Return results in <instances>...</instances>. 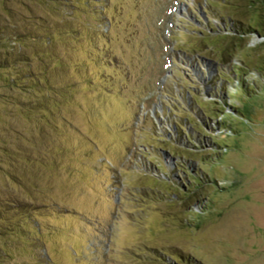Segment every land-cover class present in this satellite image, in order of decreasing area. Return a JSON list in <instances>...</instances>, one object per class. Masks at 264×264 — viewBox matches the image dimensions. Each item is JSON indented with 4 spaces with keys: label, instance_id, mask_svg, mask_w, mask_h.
<instances>
[{
    "label": "rangeland",
    "instance_id": "1",
    "mask_svg": "<svg viewBox=\"0 0 264 264\" xmlns=\"http://www.w3.org/2000/svg\"><path fill=\"white\" fill-rule=\"evenodd\" d=\"M246 4L0 0V264H264Z\"/></svg>",
    "mask_w": 264,
    "mask_h": 264
},
{
    "label": "trees",
    "instance_id": "2",
    "mask_svg": "<svg viewBox=\"0 0 264 264\" xmlns=\"http://www.w3.org/2000/svg\"><path fill=\"white\" fill-rule=\"evenodd\" d=\"M245 2H247V4L245 5L244 10H246L249 14L248 18L250 21H248L247 28H242L241 30L236 29L233 31L240 32L242 33L241 35H245L251 32L264 34V18L262 16L264 14V0H245ZM225 80L229 81V78H226Z\"/></svg>",
    "mask_w": 264,
    "mask_h": 264
}]
</instances>
